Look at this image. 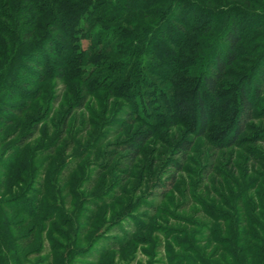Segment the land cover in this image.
Returning a JSON list of instances; mask_svg holds the SVG:
<instances>
[{
	"label": "rangeland",
	"instance_id": "rangeland-1",
	"mask_svg": "<svg viewBox=\"0 0 264 264\" xmlns=\"http://www.w3.org/2000/svg\"><path fill=\"white\" fill-rule=\"evenodd\" d=\"M149 4L77 34L62 75L33 63L50 20L26 41L28 18L1 9L12 19L0 36V264H264V0ZM235 27L237 59L214 97L200 77ZM118 29L114 43L128 47L105 55ZM174 60L188 73L174 75ZM197 94L209 108L202 137L187 124ZM146 132L135 157L127 143Z\"/></svg>",
	"mask_w": 264,
	"mask_h": 264
},
{
	"label": "trees",
	"instance_id": "trees-1",
	"mask_svg": "<svg viewBox=\"0 0 264 264\" xmlns=\"http://www.w3.org/2000/svg\"><path fill=\"white\" fill-rule=\"evenodd\" d=\"M13 0H0V36L1 37H7V33L9 32L4 23H8L11 18H6L4 14H2V10L6 9V12H11L17 15H19L20 18L18 20L24 21L25 18L27 21L29 20L30 25H27L26 28L21 31L22 33L18 36L22 37V40H30L34 33L43 31V28L49 29L51 31L52 36H47L45 38H50V41L47 43L46 47H43L40 51L36 54V60H34V66L37 69H46V67L49 66V64L53 67L54 71L59 70L62 75L68 64H73V61L68 58L70 51H73L75 48V41L74 37H76L77 34L82 33L83 36H87L86 31H89V28L93 27L94 23L98 20H105L110 21L111 23L119 24L120 22H125V15L129 13H135L139 10H143L147 4H149L152 0H114L115 3V9L110 8L109 4L107 3L108 0H18L17 3L18 7L14 10L11 9V4ZM153 4V3H152ZM150 5V4H149ZM159 6V4H157ZM2 9V10H1ZM147 9V8H146ZM15 11V12H14ZM113 15V16H112ZM110 19V20H109ZM16 20V19H15ZM33 20V22H32ZM45 20H50V22L46 23L45 26H42V23ZM174 23H180L179 19H173ZM181 28L184 27V22H181ZM85 25V26H84ZM129 27L133 28L134 24L133 22H128ZM38 26H42L39 28ZM89 27V28H88ZM234 27V26H233ZM208 28V27H207ZM41 29V30H40ZM120 29L113 31L112 35L110 37V42L112 45H108L106 50L104 51L105 55H112L111 52L112 47L118 48L116 52H118L115 55H119L124 49L127 47L125 44L119 43L116 45L115 40L124 37L123 33H119ZM206 31H210L209 29ZM85 34V35H84ZM228 40L229 42L227 45L218 51L217 54V60H215V63L210 65L213 67V70L205 71L201 75V81L203 82L204 86L207 88L209 93L211 95H214L217 91L218 83L221 80H224L226 77H230L228 73L225 72L227 67H230L235 61H236V51L235 46L239 41V35L238 30L235 27L232 29V32H228ZM43 37V36H42ZM175 38V36H173ZM177 38V37H176ZM8 44L7 42L4 44ZM31 46V45H30ZM148 49L149 47L156 46L157 49H160L161 52L157 56H155L156 60L159 62H167L166 52H164L163 47L154 40V38L151 40L150 44L147 45ZM47 48V49H46ZM33 50V47L31 48ZM48 51L51 54V57L53 55L57 56V62L59 64H51V60L45 58L43 55L44 51ZM102 50V49H100ZM111 50V51H110ZM103 51V50H102ZM137 52V51H136ZM74 53V52H72ZM71 53V54H72ZM93 53V49L92 52ZM89 53V54H91ZM214 54V55H215ZM97 54H91V57L95 56ZM55 56V57H56ZM124 56V55H122ZM136 55V57L140 60L142 58V55ZM65 58L67 59L65 61ZM171 59V57H169ZM224 59V61H223ZM65 61V62H64ZM69 61V62H68ZM175 60L172 64V67L170 69L173 71V74H180V73H188L186 68L183 66H179L178 63L175 64ZM169 67V66H168ZM64 69V72L62 71ZM62 71V72H61ZM49 72V70H48ZM51 74V73H49ZM227 74V75H226ZM140 75V73L137 74V77ZM186 76H189L188 74H185ZM174 78V77H173ZM182 86V85H181ZM199 92V91H198ZM244 90L239 93V103L241 107V111L243 113H247L250 110V101L248 95L243 94ZM153 95L157 98L158 95L156 91L152 89ZM126 99L129 100L132 103V107L140 110L141 112H144L145 109L142 106L143 103L147 105L149 102L147 99L141 100V103H139L138 100L134 101L133 99H130V97H138L139 93L135 91L134 89H131L130 87H127L125 90ZM22 95V94H20ZM139 99V98H138ZM140 100V99H139ZM186 107V103L182 102L180 104V111H183ZM208 106L206 104V101L199 97V95H196L195 98V110H196V118L194 116H188L190 129H193L197 131V136L202 137L204 135L205 131L208 127V115L209 110ZM185 111V110H184ZM153 115V110L152 114ZM129 118L131 120L136 121L135 119H142L145 123V120L141 118L139 115L132 114L129 115ZM198 127H196V122ZM197 129V130H196ZM149 134L146 132L144 134H137L134 136L128 143V151L134 153V156L136 157L138 152L140 151L141 147L144 145L145 141L148 139ZM233 141H236V139H233ZM188 143L180 142L178 147H185L187 149ZM22 213H25L24 215H28L33 219L35 218V215L30 216L29 209L22 208Z\"/></svg>",
	"mask_w": 264,
	"mask_h": 264
}]
</instances>
